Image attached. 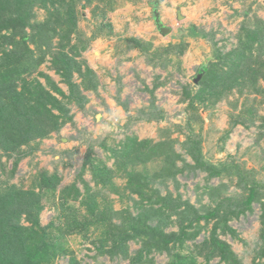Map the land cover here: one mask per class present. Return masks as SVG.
<instances>
[{"label":"trees","instance_id":"1","mask_svg":"<svg viewBox=\"0 0 264 264\" xmlns=\"http://www.w3.org/2000/svg\"><path fill=\"white\" fill-rule=\"evenodd\" d=\"M93 1L0 0V155L14 158L13 169L19 160L34 154L39 148L36 141L49 137L52 132L58 133L63 125L73 122L68 108L70 103L84 110L88 99L81 90H97L96 72L84 59L77 60L76 56L89 48L90 42L97 37L115 36L113 25L105 20V16L119 3L117 0H96L101 3V8L98 5L90 7L91 17H97L100 12L104 20L96 23L90 36L84 37L78 21L82 16L81 9L90 6ZM159 1L147 0L154 17L158 16ZM250 7L251 4L247 10H242L243 19L236 41L227 51L223 52L218 41L214 40L215 32L205 33V36H210L212 57L196 68V74L203 72L200 80L181 85L183 100L188 101L190 108L197 110L198 105L208 108L232 90L259 96L258 103H264V17L258 16L255 11L249 15ZM36 9L44 10V18H36ZM238 13L235 12L236 15ZM119 38L125 44L122 51L137 49L152 66L161 69H166L171 62L169 55L179 62L186 47L183 40L170 44L161 50L162 56L151 52V44L141 38ZM46 61L67 85L68 93L48 74L38 70ZM34 72L43 76L45 83L37 76L29 78ZM75 73L80 78L79 82L73 80ZM156 86H160L159 82L149 91L154 92ZM151 98L154 99L153 94ZM118 103L128 109L127 102ZM236 105L235 101L234 107ZM255 112L253 105L242 104L238 113L231 114L230 126L224 135H228L238 124L249 127L255 123ZM135 119L160 121L162 112L151 100L147 108L138 109L136 115L128 116L125 127ZM188 128L190 133L181 144L194 163L186 166L194 171H206L208 177L220 176L224 171L231 173L232 166H238L235 170L238 191L227 194L219 185L210 186L207 191L209 203L199 208L179 195L172 197L171 194L162 195L157 190H148L147 183L151 181H143L136 193L139 203L147 202L148 205L134 215L127 208L117 211L108 204L100 207L96 193L91 192L88 185L81 192L74 182L59 189L57 220L42 224L40 213L45 208L44 193L47 198L48 191L58 187L57 174L43 170L28 188L0 180V264H57L67 254V264H80L68 244L69 236L76 234L90 240L98 254L129 259V264L153 263L152 257H149L153 250L167 253L169 259L166 264H197L198 255L204 257L206 264L217 257L224 264H243L241 257L220 235L230 233L232 238H239L229 220L246 216L247 212L253 211L255 203L261 210L260 228L259 243L251 264H264V181L255 177L253 169H240L237 163L231 162L229 169L224 163L217 166L204 160L198 146L200 138L194 134L190 123ZM173 143L170 140L154 143L152 139L127 135L113 155L123 165L128 163L133 166L162 157L164 166L151 179L163 181L184 170L176 165L182 155L174 150ZM88 145L83 167L90 162L92 144ZM65 153L70 154L71 151L62 152ZM109 172L107 168L98 167L94 175L95 184L99 187L107 185L110 182ZM76 201H79L78 206L73 204ZM173 214L175 219L171 221ZM202 220L204 224L200 223ZM211 220L209 234L203 235L201 242H196ZM171 222L176 223L178 229L165 231ZM129 240L140 241V247L133 255L129 250ZM186 241H193V251L189 250Z\"/></svg>","mask_w":264,"mask_h":264},{"label":"rangeland","instance_id":"2","mask_svg":"<svg viewBox=\"0 0 264 264\" xmlns=\"http://www.w3.org/2000/svg\"><path fill=\"white\" fill-rule=\"evenodd\" d=\"M117 1L119 4L105 16V20L113 25L115 36L97 37L90 42L89 48L82 51L80 56H76L77 60L84 59L97 73V90H81L88 99L84 110L79 109L75 103H70L68 108L72 113L73 122L63 125L58 133L52 132L49 137L36 141L39 148L34 154L19 160L15 169L13 157L0 155V180L28 188L43 170L51 174L56 173L59 177L58 187L49 190L47 198L44 193L45 208L40 213L42 224L57 220L60 211L59 189L74 182L81 192L88 185L92 189L91 192L96 193L100 207L108 204L117 211L127 208L134 215L148 205L147 202L139 203L136 193L143 181H151L147 183L148 190H157L162 195L171 194L172 197L179 195L181 199H189L199 208L209 203L207 191L210 186L219 185L227 194L238 191L235 172L238 166H232L231 173L224 171L222 175L213 177H208L206 171H194L186 166L194 163L192 156L181 144L190 133L189 123L194 134L200 138L198 146L204 160L217 166L224 163L229 169L231 162L237 163L240 169H253L255 177L264 181V103H258L259 96L256 97L249 92L239 94L232 90L214 105L208 108L198 105L199 108L195 110L187 106V100H183L181 87L182 84L193 83L196 68L207 58L212 57L210 36H205V33L215 32L214 40L218 41V46L223 52L227 51L236 41V34L243 19L242 10H247L251 4L249 15L255 11L258 16L264 17V0H160L158 18L171 28L168 34H162L158 30L147 0ZM93 5L101 8V3L94 0L90 6L81 9L82 16L79 18L78 27L84 37L90 36L96 23L104 20L100 12L97 17H91L90 7ZM236 11L239 12L237 15ZM35 14L37 19L45 16L43 9H36ZM178 14L182 18L179 19ZM126 36L141 38L151 44V52H158L162 56L164 54L161 50L170 44L183 40L186 47L179 62L177 58L169 55L171 62L166 69H161L159 66H152L149 59L146 60L139 50H132V53L128 54L121 53L125 44L119 37ZM112 50L120 53L112 55L110 54ZM38 70L48 74L68 93L67 85L59 74L49 67V61L42 63ZM133 70L139 74L137 75L139 79L133 74ZM33 76H37L39 81L45 83L43 76H38L34 72L29 78ZM73 80L80 81L76 73ZM157 82L161 86H156L154 92H150L149 89ZM151 94L154 95V99L151 98ZM116 97L125 100L128 109H123L118 104L114 106ZM107 100H114L113 107L106 102ZM151 100L162 112V119L160 121L135 119L136 121L125 127L128 116L136 115L138 109L147 108ZM242 104L253 105L256 108L255 123L249 127L238 124L225 136L224 133L230 126L231 114L238 113ZM127 135L137 136L138 139H152L154 143L174 141V150L182 155L176 165L179 168L183 167V172H178L174 178L152 181L153 174L164 166L162 157L134 166L128 163L123 165L121 161L116 160L113 153L120 148ZM89 143L92 144L90 162L83 167ZM66 150H70L71 153L62 154ZM98 167L110 170V182L105 186L99 187L95 184L94 175ZM73 204L78 206L79 201ZM80 210L84 211V208ZM260 212L259 204L255 203L253 211L247 212L246 216L240 215L229 220V224L238 232L239 238H232L230 233L220 235L241 257L243 264H251L259 243ZM170 219L173 221L175 215L173 214ZM115 221L118 219L115 218ZM200 223L204 224V221ZM212 223L211 220L201 231L196 242H201L203 235L209 234ZM177 229V224L171 222L165 231ZM68 244L80 264H129V259L111 257L106 253L98 254L92 242L81 235L69 236ZM128 244L132 255L140 247L139 240H129ZM186 245L190 246V251L194 250L193 241H186ZM184 249L186 252L187 249ZM149 257L153 259L151 264H166L169 259L166 252L156 250H153ZM68 258L69 254L62 256L57 264H67ZM196 262L206 264L204 257L200 255L196 257ZM208 264L224 263L217 257L211 259Z\"/></svg>","mask_w":264,"mask_h":264},{"label":"water","instance_id":"3","mask_svg":"<svg viewBox=\"0 0 264 264\" xmlns=\"http://www.w3.org/2000/svg\"><path fill=\"white\" fill-rule=\"evenodd\" d=\"M178 18H179V19L182 18L180 14H178ZM154 21H155V23H156V25H157V28H158V30L160 31V33H162V34H168V33L171 31V28H170L169 26L164 25V24L161 22L160 18H158L157 15L155 16ZM202 74H203L202 71H201V72H198V73L196 74V76L194 77V81L197 82L198 80H200Z\"/></svg>","mask_w":264,"mask_h":264},{"label":"crops","instance_id":"4","mask_svg":"<svg viewBox=\"0 0 264 264\" xmlns=\"http://www.w3.org/2000/svg\"><path fill=\"white\" fill-rule=\"evenodd\" d=\"M114 50V49H113ZM113 50L112 51H110V54L112 53V55H113V53H120V52H118L117 50H115L114 52H113ZM133 50H137V49H133ZM132 53V50H129V51H122L121 53H124V54H128V53ZM123 56V55H122ZM126 63V62H125ZM90 66H92V65H90ZM93 68V67H92ZM95 72H96V70L95 69H93ZM106 71V70H105ZM97 74V73H96ZM133 74L134 75H139L136 71H134L133 70ZM98 76V75H97ZM137 79H138V76H137ZM122 84V83H121ZM161 86V85H160ZM152 88V87H151ZM114 100H107L106 102L109 104V105H111V107H113V102ZM118 102H120V103H126V101L125 100H120V98L119 97H116V102L114 101V106L116 105V104H118V105H120V107H122L123 109H124V107L122 106V104H119ZM108 106V105H107ZM118 107V106H117ZM128 107V106H127Z\"/></svg>","mask_w":264,"mask_h":264},{"label":"flooded vegetation","instance_id":"5","mask_svg":"<svg viewBox=\"0 0 264 264\" xmlns=\"http://www.w3.org/2000/svg\"><path fill=\"white\" fill-rule=\"evenodd\" d=\"M156 24V23H155Z\"/></svg>","mask_w":264,"mask_h":264}]
</instances>
